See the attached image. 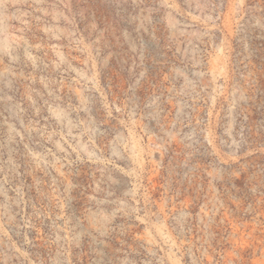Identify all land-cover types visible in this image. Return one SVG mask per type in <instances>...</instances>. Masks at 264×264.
Returning a JSON list of instances; mask_svg holds the SVG:
<instances>
[{"label":"rangeland","instance_id":"374dc122","mask_svg":"<svg viewBox=\"0 0 264 264\" xmlns=\"http://www.w3.org/2000/svg\"><path fill=\"white\" fill-rule=\"evenodd\" d=\"M0 264H264V0H0Z\"/></svg>","mask_w":264,"mask_h":264}]
</instances>
